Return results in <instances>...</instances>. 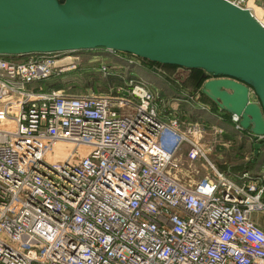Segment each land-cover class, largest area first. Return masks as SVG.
<instances>
[{"label":"built area","instance_id":"1","mask_svg":"<svg viewBox=\"0 0 264 264\" xmlns=\"http://www.w3.org/2000/svg\"><path fill=\"white\" fill-rule=\"evenodd\" d=\"M228 1L264 27V0ZM67 58L0 55V264H264L251 216L264 211V160L222 168L203 141L226 132L220 119L246 131L240 116L195 98L215 118L184 122L130 73L107 92L41 88ZM184 144L210 169L192 184L169 171Z\"/></svg>","mask_w":264,"mask_h":264},{"label":"water","instance_id":"2","mask_svg":"<svg viewBox=\"0 0 264 264\" xmlns=\"http://www.w3.org/2000/svg\"><path fill=\"white\" fill-rule=\"evenodd\" d=\"M103 47L207 71L200 91L264 134V27L228 0H0V55Z\"/></svg>","mask_w":264,"mask_h":264},{"label":"rangeland","instance_id":"3","mask_svg":"<svg viewBox=\"0 0 264 264\" xmlns=\"http://www.w3.org/2000/svg\"><path fill=\"white\" fill-rule=\"evenodd\" d=\"M97 50L99 49L87 50V53L90 52L88 54L79 53L80 51L64 54H72V57L67 58L72 65L68 69L56 74L61 77L59 82L61 83V87H63V91L68 93L107 92L109 87H114L118 84V82L113 80H106L109 74L119 77L122 82L123 78L130 73L135 77L141 78L157 96H162V109L165 113L173 112L178 115L181 112L184 114L183 116H189L191 112H196L200 116L213 120L207 112L192 105V101L195 98L199 99V96H203L200 95L199 90L201 83L208 77L204 71L152 62L132 53L104 49L112 54L113 57H111L105 53H97ZM101 61L107 67L108 71L105 73L98 69V63ZM189 96H193L192 100ZM181 120L184 122L189 121L185 119ZM224 125L228 129L233 130L231 124L225 123ZM233 132V136L236 139H227L224 135L217 137L211 131L207 132L203 137L205 144L214 147L211 152H208L209 158L216 165L220 164L222 168L232 170L235 169L233 166L245 162L247 156L251 153L250 149L241 145L244 142V139L240 137L243 132L238 130H233ZM186 147L187 144L181 146L179 152L176 154L178 165L175 168L171 167L169 171L181 181L192 184L203 175V172H210V169H204L203 164H201L203 163V159L201 158L191 161L185 159L184 151ZM66 149L67 147L64 145L55 147V151H65ZM263 214L264 211H254L251 216L255 221L258 219L263 220Z\"/></svg>","mask_w":264,"mask_h":264},{"label":"trees","instance_id":"4","mask_svg":"<svg viewBox=\"0 0 264 264\" xmlns=\"http://www.w3.org/2000/svg\"><path fill=\"white\" fill-rule=\"evenodd\" d=\"M90 49H99L97 50V53H105V54H108L109 56L113 57L111 53H108L107 51L104 50L103 47H95V48H90ZM90 49H83L81 50L79 53H85V54H88L90 52L87 53V50H90ZM2 56H6V55H2ZM6 57H10V56H6ZM151 61V60H149ZM152 62H156V61H152ZM165 64H168V63H165ZM171 65H175V64H171ZM176 66H179V65H176ZM191 69H198V70H201L199 68H191ZM206 76H209V74H205ZM61 77L60 76H54V77H50V78H47L45 80H42L39 82L41 88H44V89H50V88H59V89H62L63 87H61V83L59 82ZM106 80H113L115 82H118V83H121V80L119 77H116L115 75L113 74H109L106 78ZM112 81V82H113ZM199 93L200 95H203V96H199V99L201 100H204L208 103H210L212 106H217V104L211 100L206 94H204L203 92H201L199 90ZM162 97V96H161ZM225 111V110H224ZM184 114H182L181 112L178 113V117L179 119H185V120H200L201 117H203L204 119H206L204 116H200L198 115L196 112H191L189 114V116H183ZM228 117V114H226V118ZM234 132L232 131H228L225 132L223 135L225 136V138L227 139H236L235 136H233ZM241 143V142H239ZM241 145H243V143H241ZM259 151L257 150L256 151V157L255 158H258L259 157ZM255 155V154H254ZM256 163V160L252 159L250 161H247V162H242L240 163L239 165H236V166H233L235 167V170H240L242 168H253L254 164Z\"/></svg>","mask_w":264,"mask_h":264},{"label":"crops","instance_id":"5","mask_svg":"<svg viewBox=\"0 0 264 264\" xmlns=\"http://www.w3.org/2000/svg\"><path fill=\"white\" fill-rule=\"evenodd\" d=\"M201 101H204V100H201ZM204 102H206V101H204ZM206 103H208V102H206ZM210 104V103H209ZM195 108H197L196 106H195ZM198 109H200V108H198ZM200 110H204V109H200ZM205 111V110H204ZM206 112V111H205ZM222 113V112H221ZM207 114H209L208 112H207ZM212 118H213V120H214V116L213 115H211V114H209ZM210 117V118H211ZM207 120H209V119H207ZM228 120V119H227ZM220 122L223 124H225V123H229V124H231L229 121H226L225 119H220ZM223 124V126L226 128V130H228V131H232L233 132V130H230V129H228L225 125ZM232 126V125H231ZM243 132V134L242 135H240V137L242 138V139H244V142H243V145H244V147L245 148H247V149H250V150H252V152L255 154L254 156L256 157L257 155V153H256V149H255V147H254V143H255V141L254 140H252L253 139V137L252 136H250V134H247V132L246 131H242ZM250 147H249V146ZM263 147H264V142H262V143H260L259 144V147H258V153H259V157L258 158H255V157H253V159L254 160H256V163L254 164V166H253V168H257V167H259V165H260V163H262L263 162V160H264V152H263ZM259 212V211H258ZM258 214H260V213H258ZM264 215V214H263ZM260 216V215H259ZM256 222L259 224V225H261L262 227H264V218H263V220H260V219H258V220H256Z\"/></svg>","mask_w":264,"mask_h":264},{"label":"bare ground","instance_id":"6","mask_svg":"<svg viewBox=\"0 0 264 264\" xmlns=\"http://www.w3.org/2000/svg\"><path fill=\"white\" fill-rule=\"evenodd\" d=\"M64 54H66V53H62L63 56H65ZM67 55H68L69 58L72 57V54H67ZM11 56H16V55H11Z\"/></svg>","mask_w":264,"mask_h":264}]
</instances>
